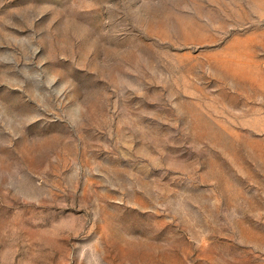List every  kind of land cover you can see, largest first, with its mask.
Returning <instances> with one entry per match:
<instances>
[{
	"label": "rangeland",
	"instance_id": "1",
	"mask_svg": "<svg viewBox=\"0 0 264 264\" xmlns=\"http://www.w3.org/2000/svg\"><path fill=\"white\" fill-rule=\"evenodd\" d=\"M0 264H264V0H0Z\"/></svg>",
	"mask_w": 264,
	"mask_h": 264
}]
</instances>
